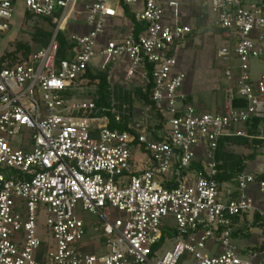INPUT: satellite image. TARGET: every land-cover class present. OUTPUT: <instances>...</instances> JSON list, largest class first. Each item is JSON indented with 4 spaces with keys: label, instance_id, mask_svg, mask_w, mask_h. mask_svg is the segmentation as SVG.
<instances>
[{
    "label": "built area",
    "instance_id": "1",
    "mask_svg": "<svg viewBox=\"0 0 264 264\" xmlns=\"http://www.w3.org/2000/svg\"><path fill=\"white\" fill-rule=\"evenodd\" d=\"M207 1L227 34L217 53L231 86L224 112L188 102L179 54L193 29L178 1L0 0L1 42L18 3L57 25L28 57L0 52V264H264V249L234 242L236 218L264 223V179L239 172L238 196L227 201L217 180L221 137L245 136L239 126L264 118V73L251 75V60L264 57V4ZM125 6L143 25L138 34ZM71 17L84 28L67 33L59 59L57 36ZM89 74L106 77L103 105ZM150 83L152 106L134 93ZM134 103L155 115L153 126L136 124ZM125 120L126 129L111 127ZM42 213L55 240L44 253Z\"/></svg>",
    "mask_w": 264,
    "mask_h": 264
},
{
    "label": "rangeland",
    "instance_id": "2",
    "mask_svg": "<svg viewBox=\"0 0 264 264\" xmlns=\"http://www.w3.org/2000/svg\"><path fill=\"white\" fill-rule=\"evenodd\" d=\"M178 1L180 7V17L182 23H188L189 26L193 28V34L189 37V44L181 52L180 62L181 66L186 68L189 75V81H191L190 88L192 89L191 95L194 99L199 97L206 99H221L220 96L224 97L226 95V102L228 96V89L231 87L228 80L226 87L225 80L223 79V69L217 61V53L221 46L224 45L223 36L226 33L224 30L216 26L214 22V16L211 14V9L207 0H175ZM262 1L264 0H256ZM24 5L21 3L17 4L16 14L12 20L11 30L7 32L0 41V52L4 49L6 51H16L17 45L26 44L30 47V54L35 53L39 50L42 45L35 42L32 36L37 28L42 26L48 27L45 23L44 17L33 16V18H27L24 14ZM81 25L84 28V23L81 18L75 19L71 17L68 25H66L62 32L69 33L74 27ZM17 52V51H16ZM24 54L23 50L19 51L17 54ZM29 54V55H30ZM24 56V55H23ZM98 63V58H95L91 62V67L96 69ZM252 69L255 76H260L264 73V62H258L257 59L252 60ZM225 77V76H224ZM195 82L201 87L202 91L195 92L196 85ZM120 84V80H119ZM126 86V84H125ZM187 86V87H188ZM226 87V88H225ZM90 94L88 97H92L91 90H87ZM208 95V96H207ZM87 95H83L82 98H86ZM81 99V98H79ZM134 108L138 109V117L135 121L136 124H143V126H153L154 121L152 118L155 115L152 112H147V115H142L140 110L143 108L138 103L133 104ZM152 117V118H151ZM157 126L159 122H157ZM23 137V136H22ZM20 137V138H22ZM138 157L141 154H137ZM88 221H95L96 218L90 214L82 213ZM46 218L42 213L39 215L37 224L39 229V237L43 243L42 252L44 253L48 247H53L55 240L52 233L46 228ZM262 227V226H261ZM255 229V228H254ZM256 232V233H255ZM248 239L252 238L255 246H260L261 243L264 244V231L254 230V233L249 232L247 234ZM240 245L241 243L238 242ZM167 249L172 247L171 242L165 246Z\"/></svg>",
    "mask_w": 264,
    "mask_h": 264
},
{
    "label": "crops",
    "instance_id": "3",
    "mask_svg": "<svg viewBox=\"0 0 264 264\" xmlns=\"http://www.w3.org/2000/svg\"><path fill=\"white\" fill-rule=\"evenodd\" d=\"M214 22H215V17H214ZM186 24L189 25L188 23ZM223 36L225 37L222 38L225 44V42L227 41V34L224 33ZM188 44L189 41L185 46L182 47L179 57L181 55V52L187 47ZM218 60L219 59L217 55V61ZM252 60H251L252 79L257 80L259 76H255V74L253 73ZM257 60L258 62H264V57ZM237 65L238 63L236 61L235 66ZM236 72L237 69L235 68V74ZM188 79H189V75H188ZM223 79L225 80L226 83L227 80L224 77V73H223ZM189 80H187L185 86V91L188 95V102L193 104L198 111L224 112L226 110L227 102H226L225 94L224 97L220 96L221 99L218 100H216V98L214 100L213 99L204 100L201 97H199L198 99H194V97L191 95L192 89L190 88V86H188L191 83V81ZM195 84H197V82H195ZM227 85L228 84L226 83V87ZM195 87H196L195 89L196 93L202 91L203 89V88L201 89V87L198 84ZM253 120H255V118L252 119L250 123L238 127V129L246 130L247 135L239 136L236 135V130H231L226 132L220 139L219 145L222 143L223 147H222V157L220 156V159L218 157V152H217V160L219 164L218 167L220 166L219 172L223 173L222 171H224L230 173V176L226 181L219 182L221 187V197L224 201H227L229 199H234L238 196V184L236 180V175L239 172L253 173L260 179H264V139L262 137L263 135L262 132L264 131V118L260 119L261 121L258 124L257 128H255V124ZM200 166H201L200 162L197 163L195 162L193 167L198 169L200 168ZM257 197L259 198L258 194ZM254 228L257 230H261V232L264 231V223L261 222L258 215H253L249 213V214H244L239 218H236L234 242L239 248L242 249L260 248V246L263 243H261L260 246H255L253 244L254 241L252 240V238L248 239L247 236L249 232L254 233L255 230ZM238 242H240L241 245Z\"/></svg>",
    "mask_w": 264,
    "mask_h": 264
},
{
    "label": "trees",
    "instance_id": "4",
    "mask_svg": "<svg viewBox=\"0 0 264 264\" xmlns=\"http://www.w3.org/2000/svg\"><path fill=\"white\" fill-rule=\"evenodd\" d=\"M124 11H125L126 17L129 18L131 20V22L133 23V25L135 27L136 34H138L143 29V25L141 23L137 22L134 13L130 10V7L125 6ZM25 15L27 18H33V16H34V15L29 14V13H26ZM44 19H45L44 20L45 23L48 24V27L42 26L41 28H37L36 31L34 32L33 36H32V39L35 42L40 43L42 45V47L47 46V44L49 43V41H50L51 37L53 36L55 29L57 27L56 23H54V21H53V18L44 17ZM57 38H58V41L60 44L58 57H59V59L66 58L67 57V50L70 48V43L66 39L67 33L59 31ZM17 46H18L16 48L17 52L16 51L10 52L6 56L13 57L21 50H23V53H24L23 55L25 57L29 56L30 47L28 45L19 44ZM88 76L91 77L93 80L99 79V85H98V88H97L94 95H96V97H97L96 98L97 104H99V105L105 104L110 97V92H109V87H108V84L106 81V77L104 75H101V74L97 75V76H93V75L89 74ZM151 88H152V83H150L147 86L145 92H143L142 89H136L134 91L136 98L139 99L140 101L142 100L144 102V104L149 105V106H152V101L150 99ZM127 99L130 100L131 97L127 95ZM244 104H245V102L243 100L236 99V101L234 102V107H240V106H243ZM156 116L159 117V115H156ZM253 121L255 124V128H257L258 124L260 123L261 120L258 118H255V120H253ZM127 123H128V120H125L124 123L117 125L114 123V121H112L111 127H119L121 129H126ZM157 127L161 129V128H163V124L161 123L160 126H157ZM222 145L223 144L221 143L219 145V148H218L219 159H220V156L222 157V147H223ZM222 172L223 173L219 172L218 176H217V180L219 182L226 181L230 176L229 172H224V171H222ZM259 249H264V244H262Z\"/></svg>",
    "mask_w": 264,
    "mask_h": 264
}]
</instances>
